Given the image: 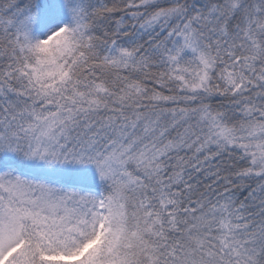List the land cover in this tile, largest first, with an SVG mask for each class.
<instances>
[{
  "label": "snow or ice",
  "instance_id": "6c2138e0",
  "mask_svg": "<svg viewBox=\"0 0 264 264\" xmlns=\"http://www.w3.org/2000/svg\"><path fill=\"white\" fill-rule=\"evenodd\" d=\"M0 264H264V0H0Z\"/></svg>",
  "mask_w": 264,
  "mask_h": 264
}]
</instances>
